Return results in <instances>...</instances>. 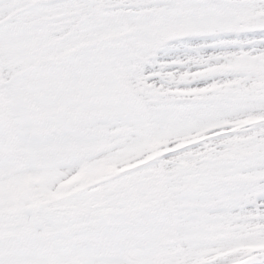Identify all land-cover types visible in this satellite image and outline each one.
I'll use <instances>...</instances> for the list:
<instances>
[{
    "label": "snow or ice",
    "instance_id": "1",
    "mask_svg": "<svg viewBox=\"0 0 264 264\" xmlns=\"http://www.w3.org/2000/svg\"><path fill=\"white\" fill-rule=\"evenodd\" d=\"M0 264H264V0H0Z\"/></svg>",
    "mask_w": 264,
    "mask_h": 264
}]
</instances>
